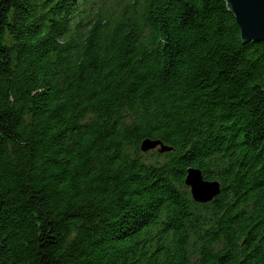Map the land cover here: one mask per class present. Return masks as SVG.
I'll use <instances>...</instances> for the list:
<instances>
[{
  "label": "trees",
  "instance_id": "1",
  "mask_svg": "<svg viewBox=\"0 0 264 264\" xmlns=\"http://www.w3.org/2000/svg\"><path fill=\"white\" fill-rule=\"evenodd\" d=\"M0 264H264V44L225 0H0Z\"/></svg>",
  "mask_w": 264,
  "mask_h": 264
},
{
  "label": "water",
  "instance_id": "2",
  "mask_svg": "<svg viewBox=\"0 0 264 264\" xmlns=\"http://www.w3.org/2000/svg\"><path fill=\"white\" fill-rule=\"evenodd\" d=\"M229 12L235 17L244 44L254 42L264 44V0H225ZM144 153L157 150L168 153L173 148L159 140L146 139L142 142ZM193 200L200 204L212 202L221 192L218 181L206 180L199 169L190 168L185 180Z\"/></svg>",
  "mask_w": 264,
  "mask_h": 264
},
{
  "label": "rangeland",
  "instance_id": "3",
  "mask_svg": "<svg viewBox=\"0 0 264 264\" xmlns=\"http://www.w3.org/2000/svg\"><path fill=\"white\" fill-rule=\"evenodd\" d=\"M194 169H196V168H194ZM189 170V169H188ZM187 177V176H186ZM186 180V179H185ZM221 193V192H220ZM220 195V194H219ZM200 204V203H199Z\"/></svg>",
  "mask_w": 264,
  "mask_h": 264
},
{
  "label": "bare ground",
  "instance_id": "4",
  "mask_svg": "<svg viewBox=\"0 0 264 264\" xmlns=\"http://www.w3.org/2000/svg\"><path fill=\"white\" fill-rule=\"evenodd\" d=\"M192 195V194H191Z\"/></svg>",
  "mask_w": 264,
  "mask_h": 264
}]
</instances>
